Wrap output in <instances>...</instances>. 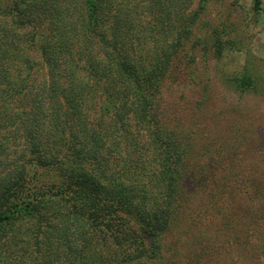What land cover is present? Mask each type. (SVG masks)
<instances>
[{
	"label": "trees",
	"instance_id": "trees-1",
	"mask_svg": "<svg viewBox=\"0 0 264 264\" xmlns=\"http://www.w3.org/2000/svg\"><path fill=\"white\" fill-rule=\"evenodd\" d=\"M122 1L0 0V264H206L227 231L253 264L248 142L168 102L174 48Z\"/></svg>",
	"mask_w": 264,
	"mask_h": 264
},
{
	"label": "rangeland",
	"instance_id": "rangeland-1",
	"mask_svg": "<svg viewBox=\"0 0 264 264\" xmlns=\"http://www.w3.org/2000/svg\"><path fill=\"white\" fill-rule=\"evenodd\" d=\"M259 1L258 8L255 0L119 4L123 13L138 14L145 40L153 45L163 40L174 48L177 72L187 80L167 92L168 102L195 103L203 124L211 128L206 135L228 140L236 134L248 142L232 156L239 161L234 173L253 177L244 186L245 206L253 205V264H264V0ZM217 235V245L204 252L206 264H240L239 250L226 243L231 233Z\"/></svg>",
	"mask_w": 264,
	"mask_h": 264
}]
</instances>
